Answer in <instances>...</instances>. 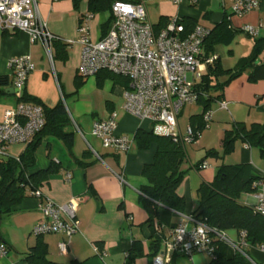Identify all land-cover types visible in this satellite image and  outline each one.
<instances>
[{"label": "crops", "instance_id": "obj_1", "mask_svg": "<svg viewBox=\"0 0 264 264\" xmlns=\"http://www.w3.org/2000/svg\"><path fill=\"white\" fill-rule=\"evenodd\" d=\"M109 1L110 4L113 1L143 2L149 21L157 29L163 28L172 18L209 29L212 36L204 44L203 54L208 57L215 56L221 68L222 56L219 48L232 45L238 33H242V27H260L258 37L254 38L264 37V0H259L257 10L243 17L231 15V0H197L195 5L189 0H183L178 5L170 0ZM36 6L39 19L61 41L53 44L50 60L43 46L31 43L27 34L0 30V76L7 77L9 82L7 86L0 87V122L7 110L24 103L19 102L23 95L36 98L47 108H53L60 102L64 104L68 114L65 130L72 133L73 143L68 147L61 138L44 135L34 152L35 164L27 169V173L34 174L45 170L51 163L58 167L57 172L39 190L43 198L57 205L82 199L76 211L79 231L71 237L63 234L41 237L33 235V227L42 219L40 206L43 198L33 196L28 190L26 197L0 220V244L7 249V254L0 257V264H32L25 258L36 245L45 246L46 259L59 264H152L155 257L164 256L166 243L170 241L182 216H192L198 199L197 190L201 184H210L214 180L216 171L206 160V155L201 156L196 164H192L193 155L203 144V132L210 127L209 124L207 128H197L199 117H194L200 116L203 108L197 103L200 111L189 115L186 126L181 125L183 109L177 118L181 135L190 126L200 132L198 139L183 146V163H190L187 170H183L182 163L180 170L187 171L188 177L177 189V194L185 200L184 213L160 207L153 210L151 215L140 199V189L147 184L142 170L153 163L157 145L156 142L135 135L138 130H142L163 136L165 133L155 131V126L161 124L141 121L123 110L122 92L125 84L113 77L114 75L107 72L86 78L78 75L81 55L78 39L82 20L86 15H93L88 26L91 40L97 41L107 31L111 18L110 9L92 11L89 0H36ZM70 41L71 44L68 43ZM24 56L31 58L34 71L28 76L19 97L18 91L13 90L14 77L8 63L11 59ZM222 69L234 71L232 68ZM209 71L210 66H207L202 79ZM248 75L249 71L247 75L233 80L219 92L220 98L211 103L209 111L212 112L214 121L212 130L217 131L226 121L227 118L221 116L225 110L229 112L234 125L241 124L245 127L247 125L242 120V114L246 108H249L248 119L251 118L254 106H257L260 114L264 113V79L252 82ZM92 77L95 78L97 86L93 105ZM107 81L113 82L111 88L105 87ZM201 82L202 80L198 84ZM214 103L216 106L213 108ZM221 103L226 104V109H222ZM111 114L116 115V134L130 139L129 149L124 154L104 149L101 141L91 134L93 124L107 119ZM253 124L261 125L260 122ZM219 131L222 133L223 130L220 128ZM31 141L27 144L11 145L7 155L0 156V164L7 159L20 158ZM250 158L253 160L252 156ZM204 163L208 167L202 169L201 165ZM236 164H248L252 168L254 166L244 159ZM189 177L195 180L192 181V187ZM236 234L238 238L239 232L236 231ZM231 236L230 234L229 237L232 238ZM60 243L67 245L66 252L60 251ZM234 253L228 250L227 257H232ZM245 253L251 263L264 264V252L256 247L248 248ZM209 260L205 254L197 253L187 257L175 253L167 264H208Z\"/></svg>", "mask_w": 264, "mask_h": 264}, {"label": "built area", "instance_id": "obj_2", "mask_svg": "<svg viewBox=\"0 0 264 264\" xmlns=\"http://www.w3.org/2000/svg\"><path fill=\"white\" fill-rule=\"evenodd\" d=\"M170 1L178 5L183 0ZM189 1L197 3V0ZM258 7L259 0H231V15L243 17ZM92 17L86 15L79 27L81 55L78 75L86 78L107 72L123 78L127 85L122 92V107L127 114L141 121L163 125L166 136L175 143H192L198 139L200 132L191 126L181 135L177 118L184 106L197 104L206 97L199 90L198 83L202 80L205 68L216 60L215 56L203 54L205 41L211 31L194 25L186 32L178 18H172L163 28L156 29L148 19L143 2L115 1L111 6L107 31L102 38L92 41L88 26ZM259 28L244 26L241 31L251 37H258ZM0 30L27 34L31 43L43 46L50 60L53 44L61 41L39 19L36 0H0ZM68 43L71 44V41ZM8 68L19 96L28 76L34 71V64L30 57L24 56L11 59ZM221 107L225 108V104L221 103ZM211 121L212 112L206 111L202 115L203 127L207 128ZM45 123L43 110L39 106L20 103L7 110L0 122V156L7 155L11 145L27 144L44 128ZM117 127L116 115L111 114L107 119L96 121L91 134L101 141L104 149L124 154L129 149L130 139L117 135ZM207 167L206 163L201 165L202 169ZM257 176L254 192L250 194L253 202L247 205L255 215L264 217V173L257 171ZM32 195L43 198L40 190L32 192ZM81 201L73 199L64 205H57L43 198L40 206L42 219L33 227L32 234L37 237L48 234L71 237L77 233L79 225L76 211ZM219 243L227 245L246 259L248 256L245 251L253 247L247 242L245 231H240L238 238L231 241L225 231L215 230L205 222L185 215L166 243L164 256L155 257L152 264H167L175 253L187 257L199 253L213 259ZM256 248L264 252V246ZM59 249L66 252L67 245L60 243ZM6 254L5 245L0 244V257Z\"/></svg>", "mask_w": 264, "mask_h": 264}, {"label": "trees", "instance_id": "obj_3", "mask_svg": "<svg viewBox=\"0 0 264 264\" xmlns=\"http://www.w3.org/2000/svg\"><path fill=\"white\" fill-rule=\"evenodd\" d=\"M113 2L110 4L109 0H89V6L92 11L107 8L111 11ZM182 23L186 32H189L194 26L192 23H185L184 21ZM211 36L212 32L205 43ZM254 47L257 55L264 49V37L255 39ZM210 70L199 85V90L206 94L205 98L198 101L203 112L200 116L194 117H199L197 128L200 130L203 128L202 115L209 111L211 103L220 98L219 92L233 80L239 78L242 72L248 70V78L252 82L264 79V62L256 64L255 56L248 62H243L235 71L223 70L219 66L218 59H216L210 66ZM219 75L226 76V80L220 82ZM113 77L122 80L125 86L127 85L123 78ZM8 84V78L0 76V87H5ZM20 101L35 103L42 107L46 123L44 128L34 136L27 150L18 160L7 159L6 162L0 164V220L26 197L28 190L31 193L39 190L43 183L47 182L48 178L57 172L58 167L51 163L45 170L34 174L27 173V169L35 164L34 152L41 138L44 135L55 136L61 138L68 147L73 143L72 133L65 130L68 114L63 103L60 102L53 108H47L36 98L25 95L19 99ZM135 136L156 142L157 145L153 163L145 166L142 170V175L146 178L147 184L140 189V199L145 208L151 215L153 210L160 207L177 213H184L185 200L177 194V189L186 173L180 170L185 159L184 144L175 143L166 134L156 136L142 130H138ZM238 137L245 141L249 147L253 145L264 147V125L254 124L252 130H248L245 126L236 124L234 130H229L223 139L226 152L233 149V143ZM208 154L214 153L211 151ZM215 156L219 157L218 152L215 153ZM257 178V171L248 164H221L216 170L213 182L201 184L197 190V206L192 217L205 222L209 227L218 231H245L247 242L251 246H264V217L255 215L251 207L238 201L241 194L254 192V183ZM228 250L227 245L219 243L216 247L215 257L210 259L208 264H253L240 253H234L232 257L228 258ZM46 254L45 246L36 245L31 248L30 254L25 259L32 264H59L47 260ZM68 264L78 263L70 262Z\"/></svg>", "mask_w": 264, "mask_h": 264}, {"label": "rangeland", "instance_id": "obj_4", "mask_svg": "<svg viewBox=\"0 0 264 264\" xmlns=\"http://www.w3.org/2000/svg\"><path fill=\"white\" fill-rule=\"evenodd\" d=\"M255 39L257 38L251 37L246 33L242 32V33H238L237 38L233 40L232 45H230L229 47L221 46V48L219 49L221 50V56H222V63H221L222 68L225 69L232 68L235 71L237 68L240 67V65L243 62L245 61L248 62L254 56L256 58V64L258 62H264V49H262L260 53H258L257 55L255 53L254 50ZM247 73L248 70L242 72V75L245 76L247 75ZM226 78L227 77L224 75H219L218 79L220 80V82H224ZM112 85H113L112 81H107L105 83L106 88H111ZM96 93H97V86H96L95 78L92 77V105L95 104L96 99L94 96L96 95ZM198 104L186 105L184 106V108H182L183 110L181 115V125L184 124L183 126H186L189 115L198 113L200 111V105ZM215 106L216 104L214 103L212 107L214 108ZM256 107L257 106H254L250 119H248L247 117L249 108H246L243 111L242 120L247 125L246 128L248 130H252L254 125L253 122H258V123L260 122L261 125H264V113L260 114ZM222 109H226V104H225V108ZM221 116L227 118L225 121L227 124L223 122V124L219 127V129L221 128V130H223L222 133H220L219 129L217 131L211 129L214 125L213 124L214 121H212L210 123V127L205 129L203 132V136H204V139L202 141L203 144L199 146V149L193 155L192 164L193 165L196 164L201 159V156L206 155L207 156L206 160L210 163L211 167L216 171L218 166H220L221 164L232 165L236 163H241V161L244 159V160H248L252 166L253 165L255 166V167L253 166L254 170L264 173V147L253 145L252 147L249 148L247 147L246 142L243 141L240 137H238L233 143V149L230 152L225 151L223 139L225 138V135L229 130H234L235 125L233 124V120L232 118H230L231 116L228 111L226 110L223 111V114ZM155 131L157 133H165V127L162 125H156ZM211 151L214 154H208ZM216 152H219V157L215 156ZM250 156H252L253 160H251ZM183 166H184L183 170H187L190 168V163L188 161H185L183 163ZM186 177H188V175L185 173L184 179ZM188 179H191V187H192V181L195 180L190 177ZM188 193H190L189 190ZM238 201L243 205L252 203L251 196L249 194H241ZM195 205L197 206V201ZM225 232L228 237L231 234L232 238H237L236 231L227 230ZM232 238H230V240L235 241ZM229 250L234 252L233 249L231 248H229Z\"/></svg>", "mask_w": 264, "mask_h": 264}, {"label": "water", "instance_id": "obj_5", "mask_svg": "<svg viewBox=\"0 0 264 264\" xmlns=\"http://www.w3.org/2000/svg\"><path fill=\"white\" fill-rule=\"evenodd\" d=\"M15 92H17V90L16 89H13Z\"/></svg>", "mask_w": 264, "mask_h": 264}]
</instances>
